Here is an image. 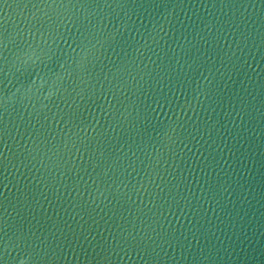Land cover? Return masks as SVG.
Segmentation results:
<instances>
[{"label":"water","instance_id":"1","mask_svg":"<svg viewBox=\"0 0 264 264\" xmlns=\"http://www.w3.org/2000/svg\"><path fill=\"white\" fill-rule=\"evenodd\" d=\"M0 264H264V0H0Z\"/></svg>","mask_w":264,"mask_h":264}]
</instances>
